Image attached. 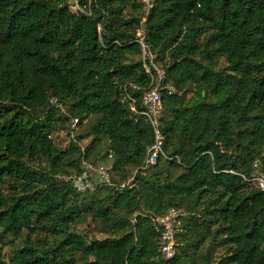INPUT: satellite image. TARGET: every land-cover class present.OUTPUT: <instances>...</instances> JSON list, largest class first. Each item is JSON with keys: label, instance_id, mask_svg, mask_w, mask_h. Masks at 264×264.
<instances>
[{"label": "trees", "instance_id": "16d2710c", "mask_svg": "<svg viewBox=\"0 0 264 264\" xmlns=\"http://www.w3.org/2000/svg\"><path fill=\"white\" fill-rule=\"evenodd\" d=\"M70 2L0 0V235L23 240L0 264H264V190L248 181L264 172V0H154L147 40L176 91L147 168L143 4ZM86 163L119 179L55 178ZM171 208L184 214L167 261L154 219Z\"/></svg>", "mask_w": 264, "mask_h": 264}, {"label": "built area", "instance_id": "2783aa9c", "mask_svg": "<svg viewBox=\"0 0 264 264\" xmlns=\"http://www.w3.org/2000/svg\"><path fill=\"white\" fill-rule=\"evenodd\" d=\"M70 1H72V6L75 8V11H80L82 9L79 0ZM144 7L145 13L142 16L141 25L137 30L136 41L141 45L145 67L147 72L151 75L152 81L150 89L147 90L142 96V102L144 105V110L142 113L148 117L155 132L154 143L148 148L147 157L143 164V167L147 168L155 165L161 155L165 156L164 133L162 130V118L164 117L162 91L167 89L170 93H172L175 92L176 89L171 84H164V68L163 66H158V53L152 50L151 45L147 40L146 22L151 9L154 7V0H147V5ZM77 121L78 120L75 119V122ZM86 167L87 172L83 173L82 175H74L73 177L68 175H57L59 178L58 180H64L65 182H68L73 179L74 186L79 191H86L87 189H93V184L89 179L88 174L89 172L94 171L95 173L101 174L105 181L110 182L111 177L109 168H105L103 165L95 166L91 163H86ZM255 171H257L259 174L257 178L254 176L256 174ZM133 179L134 176L129 179L128 183L132 182ZM255 180L259 181V185L253 184ZM248 181L264 190V172L259 169L257 164L252 177L248 179ZM183 214L184 212L182 209L171 208L165 215L158 216L154 219L155 228L159 233L160 250L164 259L167 261L173 259L176 255V234L178 231V226L181 222L180 218Z\"/></svg>", "mask_w": 264, "mask_h": 264}, {"label": "rangeland", "instance_id": "374dc122", "mask_svg": "<svg viewBox=\"0 0 264 264\" xmlns=\"http://www.w3.org/2000/svg\"><path fill=\"white\" fill-rule=\"evenodd\" d=\"M140 2L143 4L141 12L144 15V13H145V7L144 6L147 5V0H140ZM70 4H71V9L75 11V8L72 6V1L70 2ZM141 58L144 59L143 55ZM157 63H158V66L162 67L160 62H157ZM60 109L62 112H65V110H66L64 105L62 107H60ZM73 122H74V120L72 119L71 123L73 124ZM74 125L75 124H73V126H72L73 128H75ZM53 138H54L57 145L66 147L70 143L71 139L73 138V133H71V130L68 129L67 127L61 128L56 133L53 134ZM87 142H88V140H84L83 144H86ZM103 166L105 168H107V167H110L111 164L108 163V164H104ZM91 172L93 173L94 171H91ZM255 173L256 174L254 176L257 178L259 176V174L257 171H255ZM110 177H111L110 182H112V179H119V174L116 172H112V173H110ZM55 178L59 179L57 175L55 176ZM58 181L63 182L64 180H61V181L58 180ZM93 182L94 183L100 182V180L98 179V177L96 175L93 176ZM253 184L259 185V181L255 180L253 182ZM91 224H92L91 219H89L87 223L80 225V226H81V228H83L85 230L91 231ZM179 226H180V224H179ZM179 226H178L177 230H180ZM10 240H11V237L2 238V236L0 235V260L10 261V257L12 255L13 251L16 248H19L23 245L22 239L16 240L14 242H9Z\"/></svg>", "mask_w": 264, "mask_h": 264}]
</instances>
